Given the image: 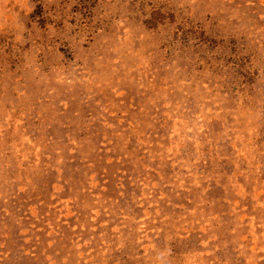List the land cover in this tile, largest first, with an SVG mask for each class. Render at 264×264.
<instances>
[{"label":"rangeland","instance_id":"374dc122","mask_svg":"<svg viewBox=\"0 0 264 264\" xmlns=\"http://www.w3.org/2000/svg\"><path fill=\"white\" fill-rule=\"evenodd\" d=\"M0 264H264V0H0Z\"/></svg>","mask_w":264,"mask_h":264}]
</instances>
